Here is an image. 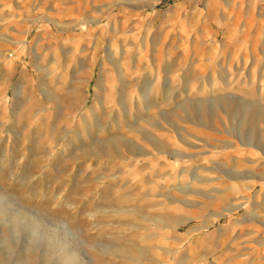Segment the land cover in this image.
<instances>
[{
  "label": "rangeland",
  "instance_id": "rangeland-1",
  "mask_svg": "<svg viewBox=\"0 0 264 264\" xmlns=\"http://www.w3.org/2000/svg\"><path fill=\"white\" fill-rule=\"evenodd\" d=\"M0 264H264V0H0Z\"/></svg>",
  "mask_w": 264,
  "mask_h": 264
}]
</instances>
